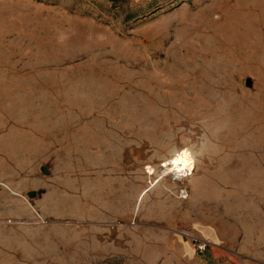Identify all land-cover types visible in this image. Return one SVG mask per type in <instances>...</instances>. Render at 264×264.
<instances>
[{"label":"rangeland","instance_id":"374dc122","mask_svg":"<svg viewBox=\"0 0 264 264\" xmlns=\"http://www.w3.org/2000/svg\"><path fill=\"white\" fill-rule=\"evenodd\" d=\"M0 264H264V0H0Z\"/></svg>","mask_w":264,"mask_h":264},{"label":"bare ground","instance_id":"6f19581e","mask_svg":"<svg viewBox=\"0 0 264 264\" xmlns=\"http://www.w3.org/2000/svg\"><path fill=\"white\" fill-rule=\"evenodd\" d=\"M185 150L187 152V156H185ZM177 160L185 161L176 163ZM195 168V158L192 154L189 147H180L178 148L177 153L172 158L171 161L166 165V172H187L188 174H192ZM162 177V176H161Z\"/></svg>","mask_w":264,"mask_h":264},{"label":"built area","instance_id":"2783aa9c","mask_svg":"<svg viewBox=\"0 0 264 264\" xmlns=\"http://www.w3.org/2000/svg\"><path fill=\"white\" fill-rule=\"evenodd\" d=\"M166 165H163V169H162V174L163 176L166 175H170L172 176V178L177 181L179 183V186L177 188V197L181 200H186L189 198L190 196V190L187 187V185L185 184L186 179H188V177L190 176V174H188L187 172H182V173H174V172H166L165 170ZM193 242L196 246V249L200 252H203L206 250L208 243L203 240V239H199V238H194Z\"/></svg>","mask_w":264,"mask_h":264},{"label":"water","instance_id":"95a60500","mask_svg":"<svg viewBox=\"0 0 264 264\" xmlns=\"http://www.w3.org/2000/svg\"><path fill=\"white\" fill-rule=\"evenodd\" d=\"M246 85L247 86H252V80L250 78H248L246 80ZM44 192L43 189H40L38 191H35V190H31V191H28L27 195L30 197V198H35V197H39L42 195V193Z\"/></svg>","mask_w":264,"mask_h":264},{"label":"crops","instance_id":"0c3cea01","mask_svg":"<svg viewBox=\"0 0 264 264\" xmlns=\"http://www.w3.org/2000/svg\"><path fill=\"white\" fill-rule=\"evenodd\" d=\"M176 192H177V190H176ZM176 195H177V193H176ZM194 238H199V239H201V237H199V235H191V240L193 241V239ZM194 243V242H193Z\"/></svg>","mask_w":264,"mask_h":264},{"label":"snow or ice","instance_id":"6c2138e0","mask_svg":"<svg viewBox=\"0 0 264 264\" xmlns=\"http://www.w3.org/2000/svg\"><path fill=\"white\" fill-rule=\"evenodd\" d=\"M185 153H187L186 150H185ZM180 162H185V161H181V160L176 161V163H180Z\"/></svg>","mask_w":264,"mask_h":264},{"label":"clouds","instance_id":"9594fccd","mask_svg":"<svg viewBox=\"0 0 264 264\" xmlns=\"http://www.w3.org/2000/svg\"><path fill=\"white\" fill-rule=\"evenodd\" d=\"M185 156H187V153H185Z\"/></svg>","mask_w":264,"mask_h":264}]
</instances>
